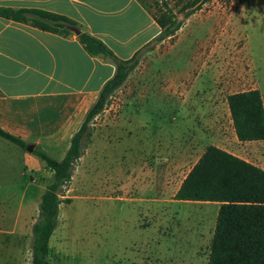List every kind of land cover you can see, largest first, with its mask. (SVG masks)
<instances>
[{
    "label": "crops",
    "instance_id": "0c3cea01",
    "mask_svg": "<svg viewBox=\"0 0 264 264\" xmlns=\"http://www.w3.org/2000/svg\"><path fill=\"white\" fill-rule=\"evenodd\" d=\"M3 7L36 8L66 16L75 22L76 30L99 39L120 59L152 45L92 118L88 144L99 138H118L115 134L125 131L124 123L142 130L153 121L151 138L139 140L138 154L141 181L150 177L156 192L160 181L163 187L169 183L180 159L175 156L176 121L185 125L183 133L193 146L204 139L205 145H215L264 170V139L238 141L225 102V96L233 92L259 91L252 64L226 26L238 11L236 0L204 3L172 35L154 45L160 28L138 0H0ZM76 35L71 29L59 34L0 15V128L55 159L63 156L71 135L114 69L107 58L88 54ZM207 92L220 97L221 103H199ZM199 121L210 124L213 133L200 131ZM234 141L246 146L247 157L230 148ZM18 156L23 175L43 167L26 149L19 147ZM44 186L33 179L27 183L41 192Z\"/></svg>",
    "mask_w": 264,
    "mask_h": 264
},
{
    "label": "rangeland",
    "instance_id": "374dc122",
    "mask_svg": "<svg viewBox=\"0 0 264 264\" xmlns=\"http://www.w3.org/2000/svg\"><path fill=\"white\" fill-rule=\"evenodd\" d=\"M145 1L151 11L165 1L177 20L187 10L178 11L186 0ZM236 2L238 11L226 26L252 64L264 101V0ZM199 98L201 104L221 103L212 92ZM152 122L142 130L124 123L125 131L115 134L118 138H99L92 144L88 141L94 126L89 124V135L82 139V156L74 162L60 195L57 224L48 239L49 264H206L217 203L171 199L206 140L193 146L183 133L185 125L176 121L175 156L180 159L169 183L163 187L160 181L156 192L150 177L141 181L139 175V140L149 142ZM196 125L204 134L213 133L208 123ZM234 142L230 148L247 157L246 146ZM18 150L0 138V264H30V225L41 189L28 188L27 183L33 179L40 186L49 181L50 173L43 167L23 175Z\"/></svg>",
    "mask_w": 264,
    "mask_h": 264
},
{
    "label": "trees",
    "instance_id": "16d2710c",
    "mask_svg": "<svg viewBox=\"0 0 264 264\" xmlns=\"http://www.w3.org/2000/svg\"><path fill=\"white\" fill-rule=\"evenodd\" d=\"M149 10L160 30L153 38L154 44L172 35L193 12L210 0H186L179 7L182 18L162 1L156 11H151L145 0H138ZM0 15L50 32L65 34L76 26L70 18L36 8H0ZM77 39L88 54L101 55L114 66L112 75L101 85L94 102L71 135L63 156L55 159L40 147L34 146V155L48 171L37 204L35 219L30 225V264H49L48 239L57 224L60 195L66 188L74 162L82 154V139L88 126L110 101L113 90L119 87L136 65L146 44L129 58L120 59L99 39L78 31ZM153 44V45H154ZM233 133L238 141L264 139V111L257 89L233 92L225 96ZM0 138L25 148L18 136L0 128ZM176 200L217 202L213 230L206 264H264V170L215 145L204 146L191 164L172 195Z\"/></svg>",
    "mask_w": 264,
    "mask_h": 264
},
{
    "label": "water",
    "instance_id": "95a60500",
    "mask_svg": "<svg viewBox=\"0 0 264 264\" xmlns=\"http://www.w3.org/2000/svg\"><path fill=\"white\" fill-rule=\"evenodd\" d=\"M71 30H73L74 32H78V30H76L75 28H72ZM32 148H33V146H32V144H28V145H26V147H25V149L28 151V152H30L31 150H32Z\"/></svg>",
    "mask_w": 264,
    "mask_h": 264
}]
</instances>
